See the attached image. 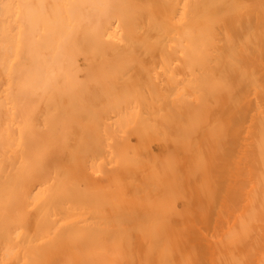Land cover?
Segmentation results:
<instances>
[{
	"label": "bare ground",
	"instance_id": "6f19581e",
	"mask_svg": "<svg viewBox=\"0 0 264 264\" xmlns=\"http://www.w3.org/2000/svg\"><path fill=\"white\" fill-rule=\"evenodd\" d=\"M0 264H264V0H0Z\"/></svg>",
	"mask_w": 264,
	"mask_h": 264
}]
</instances>
